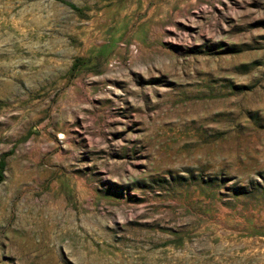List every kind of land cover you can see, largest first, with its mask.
Instances as JSON below:
<instances>
[{"label": "rangeland", "instance_id": "rangeland-1", "mask_svg": "<svg viewBox=\"0 0 264 264\" xmlns=\"http://www.w3.org/2000/svg\"><path fill=\"white\" fill-rule=\"evenodd\" d=\"M0 64V264H264V0H0Z\"/></svg>", "mask_w": 264, "mask_h": 264}, {"label": "bare ground", "instance_id": "bare-ground-1", "mask_svg": "<svg viewBox=\"0 0 264 264\" xmlns=\"http://www.w3.org/2000/svg\"><path fill=\"white\" fill-rule=\"evenodd\" d=\"M39 23V20H38ZM7 64V63H5ZM11 64V63H10ZM12 65V64H11ZM11 65H4V64H0V76L2 73H7L9 71V68ZM16 77H12L10 79H8L5 83H4V87H6L8 89V87H10L13 83V81H15Z\"/></svg>", "mask_w": 264, "mask_h": 264}, {"label": "trees", "instance_id": "trees-1", "mask_svg": "<svg viewBox=\"0 0 264 264\" xmlns=\"http://www.w3.org/2000/svg\"><path fill=\"white\" fill-rule=\"evenodd\" d=\"M75 8V7H74ZM4 162H2L1 164H0V183L3 181V178H4V176H3V173H2V170H3V168H4Z\"/></svg>", "mask_w": 264, "mask_h": 264}]
</instances>
